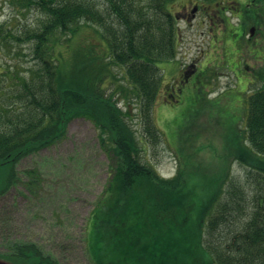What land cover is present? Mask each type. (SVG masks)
Masks as SVG:
<instances>
[{
    "label": "trees",
    "instance_id": "1",
    "mask_svg": "<svg viewBox=\"0 0 264 264\" xmlns=\"http://www.w3.org/2000/svg\"><path fill=\"white\" fill-rule=\"evenodd\" d=\"M179 1L185 0L11 1L18 12L34 10L36 15L17 31L0 24L1 47L8 48L12 41L26 43L31 62L25 69L0 63V167L8 170L0 193L13 178L19 158L56 142L71 119L83 117L97 128L110 160L109 179L91 211L86 233L87 251L95 264H264L260 191L253 201H261L234 229L246 206L244 198L235 195L241 188L234 186L228 165L212 175L207 195L197 203L186 188L183 169L163 177L140 158L142 146L130 121L138 115L148 140L159 141L153 120V105L162 89L158 63L177 55L180 36L174 9ZM195 1L209 5L216 0ZM249 7L247 1L241 4L247 17L244 26L251 21ZM260 7L264 16V4ZM90 25L97 27L101 40L71 44L82 27ZM113 65L123 68L128 87L116 80ZM254 76L260 84L247 94L246 142L239 135L236 143L234 135L226 137L225 155L244 164L248 172L261 174L256 181L260 190L264 70ZM119 95L127 101L124 108L118 105ZM12 247L15 253L3 256L22 264H56L32 243Z\"/></svg>",
    "mask_w": 264,
    "mask_h": 264
},
{
    "label": "rangeland",
    "instance_id": "2",
    "mask_svg": "<svg viewBox=\"0 0 264 264\" xmlns=\"http://www.w3.org/2000/svg\"><path fill=\"white\" fill-rule=\"evenodd\" d=\"M11 1L0 0V16L4 17L0 24L7 23L17 31L33 22L36 11L22 14ZM185 1H179L175 8ZM259 3L262 6L264 0ZM242 21L247 23V17ZM259 21H253L259 26L253 39H249L247 28L250 22L243 27L239 40L236 35L232 37L234 44L230 33L223 38L214 37L205 29L203 33L187 30L178 21L181 35L177 55L158 63L162 89L153 105V120L161 134L159 141L148 140L138 115L134 114L130 121L142 146L141 160L163 177L183 169L187 174L186 188L197 203L207 195L212 175L228 165L234 186L241 188L234 194L244 198L246 206V213L236 220L239 225H234V229L248 219L257 201H261L260 198L253 201L256 190L264 195V184L260 190L256 184L261 174L248 172L244 164L225 155L229 153L225 147L227 138L234 135L236 143L239 135L245 141L247 94L260 84L254 75L264 70V51H259L264 33L262 16ZM96 28L83 26L71 44L81 41L97 44L101 39ZM237 30L234 33L238 34ZM28 50V45L21 41H12L6 49L0 45V63H17L20 69H25L31 64ZM189 64L196 66L195 73L179 82L175 97L167 99V88L175 84L182 72L188 74ZM111 70L116 80L128 87L123 68L113 65ZM108 86L112 88L115 84ZM132 99L137 107L138 100L131 93ZM117 100L124 108L127 101L121 95ZM109 165L97 128L83 117L71 119L56 142L19 158L12 170L13 178L0 193V254L15 253L12 247L15 243H32L56 264H95L87 251L86 233L91 211L109 179ZM6 170L0 167V188ZM31 170L34 173L30 175ZM194 218L192 214L191 219ZM9 260L21 264L16 259Z\"/></svg>",
    "mask_w": 264,
    "mask_h": 264
},
{
    "label": "flooded vegetation",
    "instance_id": "3",
    "mask_svg": "<svg viewBox=\"0 0 264 264\" xmlns=\"http://www.w3.org/2000/svg\"><path fill=\"white\" fill-rule=\"evenodd\" d=\"M259 2L260 0H248V3L250 4V13L248 12V16L250 17L251 23L247 28L250 35V40L253 39L251 38L252 36L257 34V30L259 28V26L254 25L255 22L253 23V21L260 22V16H262L264 20V16L259 11ZM242 3L243 1L240 0H216L213 4L206 5L201 3L200 1L186 0L185 3L180 5V8L174 9L175 19L177 21V24L178 21H182L185 24V28L187 30H194L198 31L199 33H203V30L205 29L210 36H222L223 38L226 36V34L230 33L231 41L234 44L235 39H233L232 37L236 35L239 40V35H241L242 33L241 29L244 27L242 21L244 15L241 12ZM227 12H229L230 14L228 15ZM250 27H254L252 34L250 33ZM179 28L180 27L178 25L177 29L180 36L181 34ZM234 29H238V34L234 33ZM254 44H256V41H254ZM260 50L264 51V33L262 45L259 47V51ZM187 68H189L187 72L188 74L182 72L180 78L176 80L175 84L173 83L167 88L166 98L167 96L174 98L177 90L179 89L177 84L186 80L187 75L191 74L192 72L195 73L196 71V66H194L193 64L187 65Z\"/></svg>",
    "mask_w": 264,
    "mask_h": 264
},
{
    "label": "water",
    "instance_id": "4",
    "mask_svg": "<svg viewBox=\"0 0 264 264\" xmlns=\"http://www.w3.org/2000/svg\"><path fill=\"white\" fill-rule=\"evenodd\" d=\"M250 33L251 34L253 33V28L252 27L250 28ZM7 172H8V170H6V172L4 174L5 175V181H6V178H7ZM5 181H4V184H5ZM4 184H3V186H4ZM9 258H12V257L3 256V254H0V264H16V263L11 262L9 260ZM12 259H16V258H12ZM20 263L22 264L23 262H20Z\"/></svg>",
    "mask_w": 264,
    "mask_h": 264
},
{
    "label": "clouds",
    "instance_id": "5",
    "mask_svg": "<svg viewBox=\"0 0 264 264\" xmlns=\"http://www.w3.org/2000/svg\"><path fill=\"white\" fill-rule=\"evenodd\" d=\"M3 19H4V17L0 16V20H3Z\"/></svg>",
    "mask_w": 264,
    "mask_h": 264
}]
</instances>
